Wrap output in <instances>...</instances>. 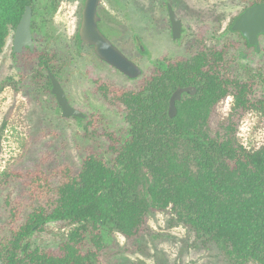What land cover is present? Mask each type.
<instances>
[{
  "label": "trees",
  "instance_id": "1",
  "mask_svg": "<svg viewBox=\"0 0 264 264\" xmlns=\"http://www.w3.org/2000/svg\"><path fill=\"white\" fill-rule=\"evenodd\" d=\"M164 1L176 6L174 0H161V7ZM244 1L250 5L264 0ZM28 5L33 17L34 0H0V51ZM51 6L54 11L56 4ZM102 24L103 16L99 28L106 36L114 33ZM35 29L32 20V34ZM236 32L246 46L262 51ZM77 43L82 44L78 32ZM224 51L199 47L187 58L157 60L138 89L99 81L102 95H111L126 109L124 136L109 135V159L93 143L77 165L43 161L25 169L7 168L3 177L8 185L14 180L21 193L2 212L0 264H101L102 251L115 232L132 238L151 210L167 208L198 237L214 242L232 263L264 264V143L250 153L205 132L206 112L230 93L239 107L264 115V92L247 97L250 87L223 67ZM13 55L32 67L33 77L51 93L43 70L57 76L56 54L25 47ZM178 86H195L196 92L183 93L176 115L170 117L168 101ZM143 169L150 179L141 190ZM49 222L73 227L55 249L33 246L32 236Z\"/></svg>",
  "mask_w": 264,
  "mask_h": 264
},
{
  "label": "rangeland",
  "instance_id": "2",
  "mask_svg": "<svg viewBox=\"0 0 264 264\" xmlns=\"http://www.w3.org/2000/svg\"><path fill=\"white\" fill-rule=\"evenodd\" d=\"M160 1L100 0L102 27L114 30L108 37L141 67L140 76L129 78L98 59L90 45L77 43L84 0H34L32 20L36 29L32 49L56 54L55 76L71 105L85 113L82 120L62 115L48 87L33 77L32 67L26 68L13 55L14 30L9 31L0 51V84L11 78L0 89V225L2 212L21 193L14 180L8 185L3 177L7 168L25 169L43 161L51 165H77L93 143L99 144L106 159L111 157L109 135L124 136L126 109L111 95H102L97 87L99 81H106L110 87L138 89L142 80L154 72L157 60L187 58L192 50L203 47L206 51L226 50L222 65L250 87L249 99L264 92V35L259 37L258 49L262 51L257 52L245 45L237 30L230 28L232 21L252 4L244 0H176L183 31L174 40L166 8L161 7ZM52 4H56L54 11ZM191 41L196 44L192 49L187 46ZM47 72L43 70L44 74ZM205 115V132L211 136L230 139L250 153L264 143V115L249 107H239L234 93L221 99ZM149 179L143 169L141 190ZM72 227L67 222H49L30 242L33 246L55 249ZM101 264L234 263L214 242L198 237L167 208L151 210L132 238L115 232L102 251Z\"/></svg>",
  "mask_w": 264,
  "mask_h": 264
},
{
  "label": "water",
  "instance_id": "3",
  "mask_svg": "<svg viewBox=\"0 0 264 264\" xmlns=\"http://www.w3.org/2000/svg\"><path fill=\"white\" fill-rule=\"evenodd\" d=\"M100 0H84L81 10V22L78 28V36L82 42L93 47L98 58L113 66L129 78H136L142 73L141 67L131 60L113 41L99 28L98 22L101 17L98 14ZM168 14L172 29V38L180 37L182 22L168 3ZM32 8L26 6L13 34L12 51L21 52L25 47H34L31 31ZM232 30L240 31L247 42L256 49L259 48V34L264 33V1L254 3L246 7L233 21ZM143 50V47L140 46ZM51 83V93L55 96L61 113L66 117L84 118L85 113L75 108L61 86L58 78L48 71ZM195 86H178L171 94L168 101V115L173 117L177 113L176 101L180 100L183 93L193 95Z\"/></svg>",
  "mask_w": 264,
  "mask_h": 264
},
{
  "label": "flooded vegetation",
  "instance_id": "4",
  "mask_svg": "<svg viewBox=\"0 0 264 264\" xmlns=\"http://www.w3.org/2000/svg\"><path fill=\"white\" fill-rule=\"evenodd\" d=\"M175 1L176 0H174V4H175ZM165 2V8H166V11H167V15H168V19H169V14H168V8H167V5H168V3L171 5V7L173 8V10L175 11V13H176V10H177V8H175L176 6H174L173 4H172V2L171 1H164ZM176 5V4H175ZM176 15H177V13H176ZM178 16V15H177ZM179 18V17H178ZM180 19V18H179ZM101 20V19H100ZM181 20V19H180ZM182 22V21H181ZM169 23H170V19H169ZM170 29H171V23H170ZM102 31V30H101ZM182 31H183V23H182V30H181V34H182ZM33 35V34H32ZM171 35H172V29H171ZM108 37V36H107ZM180 37H181V35H180ZM179 37V38H180ZM136 39H138V37L136 36ZM178 39V38H177ZM93 48V47H92Z\"/></svg>",
  "mask_w": 264,
  "mask_h": 264
}]
</instances>
